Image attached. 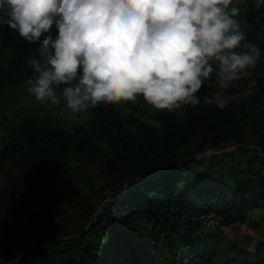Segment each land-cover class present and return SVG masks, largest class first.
<instances>
[{
    "label": "trees",
    "instance_id": "obj_1",
    "mask_svg": "<svg viewBox=\"0 0 264 264\" xmlns=\"http://www.w3.org/2000/svg\"><path fill=\"white\" fill-rule=\"evenodd\" d=\"M245 2V7L254 5V0ZM246 20L252 25L247 38L260 44L263 54L264 40L254 32L264 31V16L252 10L246 13ZM11 33V28L0 21L2 46L15 37L10 65L0 64V89L31 76L27 58L37 56L36 48L44 36L55 38L58 29L53 26L34 43L25 41L17 31ZM215 79L213 75L206 80L197 93L201 105L186 107L180 117L153 107L155 122H149L134 113L124 114L118 104L101 103L89 109V124L78 125L73 132L34 119H24L11 129L0 152L2 162L14 165L6 187L0 190V260H14L16 252L37 239L38 245L18 264H37L42 260L38 259L42 249H49L47 254L52 255L67 253L69 264H215L220 248L210 249L208 238L201 232L202 217L216 211L228 227L252 221L257 210L264 212V186L258 192L246 186L252 180L230 183L224 175L214 174L217 167L223 169L220 157L235 158L241 153H254L256 157L247 156L249 161L264 165V140L256 143L261 153L248 146L247 137L254 129V108L264 102V74L256 67L234 82L228 91L236 100L223 110L203 105V97L218 90ZM251 79L256 84L249 89ZM231 141L248 143L235 151L188 161L207 148ZM75 160L99 163L104 181L93 190L94 201L76 179ZM111 184L118 188L114 200L96 212L98 198ZM55 191H65L83 201L87 208L83 216L95 213L89 229L84 224L79 227V239L52 240L78 229H72L75 215H66L64 224L57 226L51 220L52 209L38 208L46 200L43 192ZM225 246L233 252L230 258L235 264H264V241L254 250L230 242Z\"/></svg>",
    "mask_w": 264,
    "mask_h": 264
},
{
    "label": "clouds",
    "instance_id": "obj_2",
    "mask_svg": "<svg viewBox=\"0 0 264 264\" xmlns=\"http://www.w3.org/2000/svg\"><path fill=\"white\" fill-rule=\"evenodd\" d=\"M262 7L264 0L243 9L235 0H0V16L29 43L58 29L26 60V91L36 101L63 99L77 114L142 96L180 117L201 105L197 93L213 75L218 90L203 105L223 110L236 100L228 90L262 56L247 38L252 25L238 18L264 16ZM254 35L264 40V31Z\"/></svg>",
    "mask_w": 264,
    "mask_h": 264
},
{
    "label": "rangeland",
    "instance_id": "obj_3",
    "mask_svg": "<svg viewBox=\"0 0 264 264\" xmlns=\"http://www.w3.org/2000/svg\"><path fill=\"white\" fill-rule=\"evenodd\" d=\"M245 1L246 0H244V2H241V0H235V3L243 9L246 6ZM238 19H246V13H243L242 17ZM0 21L3 23L2 16H0ZM11 32L14 33L15 30L11 29ZM14 38L15 37H11L10 41L5 46H2L0 43V64L3 67H8L10 65L11 58L13 56L11 44ZM257 68L261 69L264 74V53L257 63ZM255 84L256 81L254 79L249 80L248 88H252ZM26 87L25 81H16L4 84V86L0 89V152L6 145L10 130L19 127L23 123L24 119H34L41 122H46L52 126L60 127L69 132H73L78 125L89 124L91 118L89 110L87 112L74 114L66 108L65 101L63 99H61L60 105H53L50 102H38L33 95L26 91ZM56 92L57 95L61 94L58 89H56ZM118 105L119 109L126 115L134 113L137 117L145 121L155 122L153 117L155 110L143 100L142 96H138L135 103L121 102ZM253 125L254 129L247 134L248 141L250 143L248 146L252 150L258 149V152L263 153L262 150L256 145V143L262 142L264 140L263 100H261V102L254 108ZM97 142L102 148H105L103 140L98 139ZM245 145H247V143L244 141H231L230 143H222L215 148H207L206 150L197 153L196 156L198 158H203L214 154L221 155L235 151L239 147H245ZM247 156L256 157L257 155L251 152ZM247 156L245 153H241L235 158L232 156L220 157L218 161L222 164L221 166L223 169H220V166L217 167L214 174L217 175V173H220V175H224L225 181L230 183H234L236 179L252 180L248 182L246 186H248L250 189L261 192V187L264 186V165H253ZM73 166L77 181L86 191L89 198L94 201L95 196L93 194V190L100 186L104 181V175L101 172L99 163H82L75 160L73 161ZM13 170L14 165L11 162H2L0 160V190L6 187L8 175ZM117 191L118 188L116 185H108L104 189L102 196L97 200L96 212L110 201H113ZM43 195L46 200L43 204L39 205L38 208L52 209L54 214L53 218L51 217V220L57 226H62L64 224L63 222L65 221L66 215H75L77 217V219L72 220L74 221L72 224V229L78 228L77 231L70 232V234L66 235L65 237H52V240L56 242H65L68 240L72 241L79 239L82 236V234L79 235V227H81L83 224L84 226L87 225L88 227L91 221H95L96 219L95 213L90 217L87 215L83 216L82 212H84V210L87 211V208L84 206V202L79 201L78 198L70 197L65 191H55L51 193L43 192ZM263 216L264 212L257 210L253 214L252 221L241 224H233L221 231L216 226H206L203 223L204 226L201 232L204 237L208 238L210 249L216 250L217 248H220L217 257L215 258V264H235L234 259L230 258L233 257V252L229 251V248L225 246L228 244V242L242 248L254 250L259 242L264 241ZM182 233L183 231L181 230L177 236V240L181 241L180 236ZM38 243L39 241L37 242V239H32L28 243V247L23 250L20 249L15 253L14 260L5 262L3 259H1L0 264H15L17 257L24 254L29 248L32 247V245V248L36 247ZM47 251H49V249H42L40 251L38 259L42 260L38 261L37 259V264H69V255L67 253L52 255V253L49 252V254H47ZM76 257L77 250H74L73 258ZM50 258H54L55 260L49 261ZM170 260H172V257H170Z\"/></svg>",
    "mask_w": 264,
    "mask_h": 264
},
{
    "label": "built area",
    "instance_id": "obj_4",
    "mask_svg": "<svg viewBox=\"0 0 264 264\" xmlns=\"http://www.w3.org/2000/svg\"><path fill=\"white\" fill-rule=\"evenodd\" d=\"M203 223L206 226H216L219 229L223 230L224 228H226L225 224H224V218L221 214H219L216 211H210L207 214H205L203 217Z\"/></svg>",
    "mask_w": 264,
    "mask_h": 264
},
{
    "label": "water",
    "instance_id": "obj_5",
    "mask_svg": "<svg viewBox=\"0 0 264 264\" xmlns=\"http://www.w3.org/2000/svg\"><path fill=\"white\" fill-rule=\"evenodd\" d=\"M246 142V141H245ZM246 143H248V142H246ZM258 150V149H257ZM197 155V154H196ZM196 155H194L193 157H191V158H189L188 159V161H191V160H195V159H197V156ZM95 219V218H94ZM94 223V221H91V223L89 224V226L87 227V229H89V227L92 225ZM32 247H33V245H32ZM32 247L31 248H29L25 253H27L30 249H32ZM25 253L24 254H22V255H20L19 257H17L16 258V260H15V264H17L22 258H23V256L25 255Z\"/></svg>",
    "mask_w": 264,
    "mask_h": 264
}]
</instances>
